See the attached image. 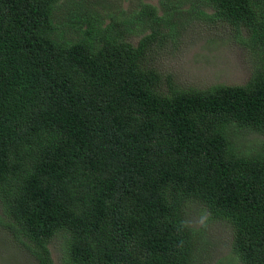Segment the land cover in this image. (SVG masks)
<instances>
[{
    "label": "trees",
    "instance_id": "1",
    "mask_svg": "<svg viewBox=\"0 0 264 264\" xmlns=\"http://www.w3.org/2000/svg\"><path fill=\"white\" fill-rule=\"evenodd\" d=\"M59 1L0 0V225L34 264H54L53 237L57 264H194L197 234L175 226L197 201L240 264H264V66L182 88L149 54L203 17L263 59L264 0H138L106 23L64 0L61 29ZM234 130L262 144L237 151Z\"/></svg>",
    "mask_w": 264,
    "mask_h": 264
},
{
    "label": "rangeland",
    "instance_id": "2",
    "mask_svg": "<svg viewBox=\"0 0 264 264\" xmlns=\"http://www.w3.org/2000/svg\"><path fill=\"white\" fill-rule=\"evenodd\" d=\"M84 0H81V2ZM88 6L98 11L104 22L106 14L113 13L116 18H127L132 10L139 9L138 0H87ZM152 5L156 0H144ZM86 3V2H84ZM53 12V21L61 29L65 21L64 10L69 5L59 1ZM157 13L160 10L157 9ZM133 27L126 40L135 45L139 37L148 29ZM235 30L222 21L209 22L203 17L193 18L182 25L175 37L164 38V45L153 46L150 61L153 66L171 74L177 86L203 89L213 84H242L256 66H264L255 50L242 45L234 36ZM162 87L163 83L160 82ZM237 151L251 153L262 144V135L255 132L234 130L231 134ZM189 203L192 204L189 207ZM202 205L189 201L185 207L186 219H194ZM231 228L222 220L212 219L207 230L197 231L194 264H240L230 252ZM60 237H53L48 244L50 256L57 264L60 255ZM32 256L14 240L0 225V264H34Z\"/></svg>",
    "mask_w": 264,
    "mask_h": 264
},
{
    "label": "clouds",
    "instance_id": "3",
    "mask_svg": "<svg viewBox=\"0 0 264 264\" xmlns=\"http://www.w3.org/2000/svg\"><path fill=\"white\" fill-rule=\"evenodd\" d=\"M192 204L189 203V207ZM212 220V213L206 208L201 207L200 210L197 212V215L194 219H182L178 221L176 224V231L177 233H183L185 230L190 232H197L202 230H207L209 224ZM184 241L181 239L177 242L176 247L180 248L183 247Z\"/></svg>",
    "mask_w": 264,
    "mask_h": 264
}]
</instances>
